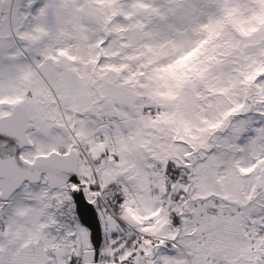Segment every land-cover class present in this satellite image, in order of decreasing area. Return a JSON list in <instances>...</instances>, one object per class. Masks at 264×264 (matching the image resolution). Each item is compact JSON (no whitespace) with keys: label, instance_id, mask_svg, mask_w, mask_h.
Here are the masks:
<instances>
[{"label":"snow or ice","instance_id":"6c2138e0","mask_svg":"<svg viewBox=\"0 0 264 264\" xmlns=\"http://www.w3.org/2000/svg\"><path fill=\"white\" fill-rule=\"evenodd\" d=\"M0 264H264V0H0Z\"/></svg>","mask_w":264,"mask_h":264}]
</instances>
